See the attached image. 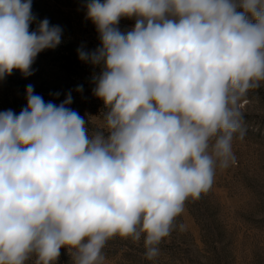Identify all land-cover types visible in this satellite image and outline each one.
<instances>
[{
	"label": "clouds",
	"instance_id": "clouds-1",
	"mask_svg": "<svg viewBox=\"0 0 264 264\" xmlns=\"http://www.w3.org/2000/svg\"><path fill=\"white\" fill-rule=\"evenodd\" d=\"M86 12L100 46L78 55L100 68L103 124L90 134L70 93L57 105L32 85L19 114L0 111V264H57L61 249L105 264L115 237L156 259L186 202L236 163L243 104L264 84V0H88ZM35 21L32 0H0V80L32 75L61 43Z\"/></svg>",
	"mask_w": 264,
	"mask_h": 264
},
{
	"label": "rangeland",
	"instance_id": "rangeland-1",
	"mask_svg": "<svg viewBox=\"0 0 264 264\" xmlns=\"http://www.w3.org/2000/svg\"><path fill=\"white\" fill-rule=\"evenodd\" d=\"M87 2L32 0L36 21L30 31L48 19L61 28V43L38 54L32 75L14 70L0 80V111L19 114L26 107V88L32 85L35 94L57 105L70 93L69 107L88 119L90 134L103 124L106 109L93 95V78L100 68L78 55V49L91 52L100 46L96 26L87 19ZM134 24V19L123 18L119 28L127 31ZM80 87L82 91H77ZM246 99L242 108L246 134L242 140L234 138L232 145L236 163L217 169L211 189L186 202L170 236L159 245V256L147 260L143 240L133 243L115 237L103 249L105 264H264V84L250 90ZM180 224L186 226L184 231ZM57 264H71L66 249H61Z\"/></svg>",
	"mask_w": 264,
	"mask_h": 264
}]
</instances>
